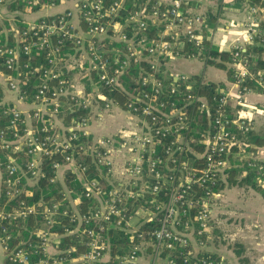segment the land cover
I'll return each instance as SVG.
<instances>
[{
  "label": "built area",
  "instance_id": "obj_1",
  "mask_svg": "<svg viewBox=\"0 0 264 264\" xmlns=\"http://www.w3.org/2000/svg\"><path fill=\"white\" fill-rule=\"evenodd\" d=\"M13 1L0 0V17ZM23 1V16L64 2L72 7L16 20L13 45L0 29L6 38L0 46V259L98 264L111 259V231L119 230L139 240L119 264H177L175 256L183 264H229L219 256L197 257L211 234L226 172L246 167L264 187V146L250 151L248 142L256 118L247 96L255 91L240 89L248 79L264 88V72L255 75L244 58L248 45L264 44V6L246 1L241 20L228 23L227 29L242 30L226 50L236 81L215 98L204 130L199 111L209 112V101L192 75L171 68L177 59L199 61L203 17L185 5L208 0H158L127 17L125 0ZM160 3L170 9L161 12ZM162 25L160 39L145 34ZM186 42L196 48L189 56L182 53ZM144 61L127 91L121 77ZM117 91L127 96L124 108L107 94ZM112 112L129 115L132 130L95 135L93 125ZM42 181L62 189L50 200L30 201ZM26 203L53 204L35 219L29 238L14 243L19 220L37 217L36 205ZM80 203L96 206L81 211ZM64 237L71 239L62 245Z\"/></svg>",
  "mask_w": 264,
  "mask_h": 264
},
{
  "label": "trees",
  "instance_id": "obj_2",
  "mask_svg": "<svg viewBox=\"0 0 264 264\" xmlns=\"http://www.w3.org/2000/svg\"><path fill=\"white\" fill-rule=\"evenodd\" d=\"M106 3H110L112 0H105ZM158 0H125L124 8L122 11V15L124 17H127L129 14L132 13V11L139 9L140 7H146L148 10L153 8L155 6V3ZM216 1V0H214ZM219 1V0H218ZM246 1H249L255 5L264 6V2H261L260 0H235V6L236 8H241L243 3ZM219 5L216 9V11L212 12L209 11L206 16L203 17V25L201 29H199V37L203 38V47L201 51H199V60L203 61L205 66L213 67L215 69H219L220 71H223L225 74V81L215 82L206 80L203 75H195L193 76V79L197 81L199 85V95L203 96L209 101L210 111L209 112H201L199 111V121H201V129L206 130L210 126V121L212 122V118L215 112V109L217 107V102H215V98L221 96L222 92L226 91L235 81V69L232 65V55L230 52L226 50H222L218 45L214 44L212 41L213 33L217 27L219 18H220V12L223 10L225 5L222 3V0L219 1ZM57 4L59 2H56ZM25 3L23 0H15L12 3H9L7 5V9L10 13H14L17 16V20L21 19V16L23 14H26L25 9ZM188 7H198L199 2L191 1L187 3ZM39 7L35 8V11L38 10ZM158 9L161 12H166L170 9L169 6L166 4L160 3V6H158ZM151 12V11H149ZM164 25V24H163ZM162 26H156V27H150L146 31V35L148 37H152L155 39H160V34L163 30ZM1 29V27H0ZM5 36L3 34L0 35V46L5 43ZM13 38L10 33L9 35V45H13ZM195 46L191 42H186L185 47L182 51L183 54L186 56H189L192 52H195ZM244 58L247 60L249 64V69L251 72H253L255 75H259L260 73L264 72V44L258 40L254 42V44L248 45L247 50L244 53ZM147 62H142L139 65H132L129 70L121 77V81L123 83L124 88L128 91L131 90V82H135L137 77H139V73L142 70L143 66H146ZM251 88L255 92H261L264 93V88H262L260 85H258L254 80H247V82H244L240 85V89L243 90V88ZM109 97H115L118 100H120L122 104V108H124L126 98L127 96L121 91L117 92H109L107 93ZM211 118V120H210ZM70 119V117H68ZM41 125H39L40 127ZM48 133H52L51 130L48 131ZM11 135V132H10ZM41 135V134H38ZM11 137V136H9ZM248 142L251 144L250 151H255L256 149L254 146L261 147L264 146V135L257 134L255 131L249 134L248 136ZM22 159H25L26 155L23 154ZM29 157V156H28ZM27 157V158H28ZM225 179L221 181L220 185L218 186L216 192H221L225 188H230L232 186H243V185H250L253 189H255L258 193H260L262 196H264V187H262L258 182V174L254 171H250L249 169H246V167H232V169L228 170L226 172ZM69 186L76 190L81 191V188L78 186V184L75 182L70 183ZM40 190L34 192V198L30 199V201L33 200H39L40 197L45 195L44 197L46 200H50V196L53 194H56L58 190L60 191L62 188L60 185L55 186L48 184L46 181H42L40 183ZM28 206L36 205V209L38 211L37 217L31 216L27 220H19V226L17 228H12V231L14 232V243L18 241H24L29 238V231L32 230V227L34 226L35 219H40L42 217V212L51 204L53 203H26ZM18 207L17 202H11L9 203V207ZM96 206V203H80L79 209L81 211H84L88 209V207ZM147 206V205H146ZM149 207V206H147ZM23 225L25 227H23ZM11 226V225H9ZM145 228H141L140 231L144 230ZM19 232V234L17 233ZM36 232V231H35ZM69 239V240H68ZM71 237H64L62 239V245H65L67 241H70ZM208 238H203L202 240L207 241ZM139 240L131 239L130 234H125L119 230H112L111 231V239H110V256L111 259L108 261H102L98 264H119V259L122 258L129 250L130 245L133 243L138 242ZM64 243V244H63ZM74 243V242H73ZM65 248V246H62ZM239 255L243 253L242 248L239 249ZM218 257L215 254H212L208 251L202 250L199 252L198 257L199 259L207 258V259H214ZM177 260V264H183L182 261L178 256H175ZM38 257L35 256L32 258V260H37ZM198 259H192V262L196 261ZM0 264H10L7 260L0 259Z\"/></svg>",
  "mask_w": 264,
  "mask_h": 264
},
{
  "label": "crops",
  "instance_id": "obj_3",
  "mask_svg": "<svg viewBox=\"0 0 264 264\" xmlns=\"http://www.w3.org/2000/svg\"><path fill=\"white\" fill-rule=\"evenodd\" d=\"M220 1V0H219ZM218 0H208L199 2L198 8L199 15L202 17L206 16L209 11H216L219 2ZM195 2V1H193ZM222 3L225 5L223 10L220 12V18L217 24V27L213 33L212 41L214 44L218 45L222 50H227L230 44L241 34L242 30L240 28H228V23L230 21H239L242 18V10L241 8H236L235 0H222ZM72 7L71 3L64 2L62 5L49 10V11H41L36 12L34 14H28L25 16H21V18H26L28 20H33L36 18H40L46 15H53L63 10ZM1 30L7 31V33L13 30V27L16 24L17 16L14 13H10L8 9L4 10L1 17ZM238 18V19H236ZM198 62L199 69L196 68V63ZM207 67L204 62L201 60H193V59H177L172 63L171 70L175 73H183L186 75H203L206 80L220 82L225 81V74L223 73V78L220 81H216L211 79L212 77H208L205 75L204 70ZM234 97L236 96L233 91ZM256 96L262 97L256 99ZM248 103L254 106L253 112L255 114V118H261V115H264V93L261 92H253L247 96ZM256 99V100H255ZM234 108L236 110L237 100L234 99ZM24 108V106H20ZM240 109V108H237ZM116 120L114 124H111V121ZM130 117L126 113H115V115H107L106 118L99 122L98 124H94L92 131L95 135L100 136H110L115 135L121 130H132L130 125ZM110 125L113 127L111 128ZM103 127V131L100 132V128ZM255 131V130H254ZM264 135V134H261ZM262 147V146H261ZM238 186V185H237ZM245 186V185H243ZM236 188V186H232ZM240 187V186H239ZM231 188V187H230ZM251 186L246 184V187L240 189V195H243L242 198H238L240 203H242V209L240 214H238L239 218L236 221V224L240 222V228H237V232L235 236H232V240H237L234 245L231 244L224 245L227 241L228 234H222L221 229L222 226H225L228 221H225L224 215L225 213L220 210L219 201H217L214 207V212L212 215V224L210 229V236L208 237L207 244L203 250L208 251L212 254H215L219 257H223L229 264H264V196L258 193L255 189L252 190L251 193L248 192ZM226 188L222 191L221 196L225 193ZM228 191V190H227ZM226 191V192H227ZM249 194L250 198L245 199V197ZM243 202H250L249 206H244ZM224 213V214H223ZM227 220V219H226ZM247 220V222H245ZM251 221V224H248V221ZM230 222V221H229ZM223 242V244H221ZM243 245V246H242ZM242 248L243 253L239 255V249ZM234 255L231 257V253ZM147 258V257H146ZM233 258L232 263L230 259ZM149 260H142V264H148ZM157 264H165L161 261Z\"/></svg>",
  "mask_w": 264,
  "mask_h": 264
},
{
  "label": "rangeland",
  "instance_id": "obj_4",
  "mask_svg": "<svg viewBox=\"0 0 264 264\" xmlns=\"http://www.w3.org/2000/svg\"><path fill=\"white\" fill-rule=\"evenodd\" d=\"M236 19H238V18H236ZM11 31H12V29H11ZM195 63H196V68L199 69V65H201V64L198 62H195ZM204 72H205L206 76L212 77L211 79L216 80V81H220L223 78V71H220L219 69H215V68L210 67V66H208L204 70ZM257 97L258 96H256V99H257ZM258 98H262V97H258ZM262 102H264V99ZM110 115L114 116L115 113L112 112V113H110ZM260 117L261 118H256L255 132L257 134H264V115H261ZM115 122H117V121L116 120L111 121V124H114ZM110 127L112 128L113 126L110 125ZM99 131L100 132H107L105 130L103 131V127H101ZM123 132H127V130L124 129ZM244 187H246V185L240 186V187L236 186V188H234V187L226 188L225 193L221 196V200L219 201V203H221L220 210L225 213V215L223 217H224L225 221H228L225 226L221 227V229L223 230V231H221V233L226 234V235L228 234V237L226 240L227 242L225 244H223V242H222L221 243V244H223L222 246L227 245V243L231 244L233 246L234 245L233 243H235L237 241V240H232V236H235V233L237 232V228H240V222H238L236 224V221L238 220L239 216L241 215L239 212H241V209H242V203H240L238 198L240 199L243 197V195H240V189H242ZM250 189L251 190H248L249 193H251L252 190H254L252 187ZM247 198H250L249 194L245 197V199H247ZM243 203H244V206L246 207V206H249L250 202H247V203L243 202ZM238 214H240V215L238 216ZM135 222H136V220L133 221V223H135ZM245 222H247V220H245ZM248 224L249 225L251 224L250 220L248 221ZM237 249H239V247H237ZM230 253H231V257H232V255H234V253L233 252H230ZM230 261L232 263H234L233 258L230 259ZM161 262L165 263L164 261H161Z\"/></svg>",
  "mask_w": 264,
  "mask_h": 264
}]
</instances>
